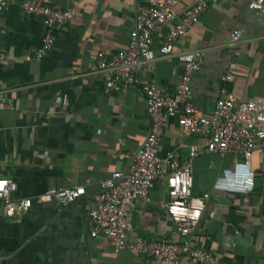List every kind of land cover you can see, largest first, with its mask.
<instances>
[{"label": "crops", "instance_id": "0c3cea01", "mask_svg": "<svg viewBox=\"0 0 264 264\" xmlns=\"http://www.w3.org/2000/svg\"><path fill=\"white\" fill-rule=\"evenodd\" d=\"M22 1L71 6L78 19L54 32L52 49L27 60L41 46L46 29L28 15ZM196 0H181L180 12ZM249 0H217L173 44L158 53L161 35L151 48L156 55L141 81L167 86L179 80L180 53L200 49L204 61L195 73L192 103L209 113L225 94L264 98V15L248 8ZM135 0H10L0 13V91L12 108L0 110V177L16 183L13 197L31 198L21 216L7 218L0 202V264H144L128 248L114 250L103 237H91L89 194L114 170L125 172L147 134L145 102L137 86L121 92L104 88L105 75L89 65L96 52L124 48L133 23ZM241 29L236 47L229 33ZM229 75L228 80L223 78ZM224 91V92H223ZM204 139L182 133L167 120L160 153L174 151L180 160L189 146ZM231 171V172H229ZM192 194L210 192L192 242L220 253L226 264H264V153L253 150L249 163L239 156L200 152L193 160ZM83 186L86 195L62 208L35 198L52 188ZM167 191L155 181L148 197L138 199L127 221L128 240L164 234L176 240L164 213ZM227 243V247H225ZM182 264H194L186 257Z\"/></svg>", "mask_w": 264, "mask_h": 264}, {"label": "built area", "instance_id": "2783aa9c", "mask_svg": "<svg viewBox=\"0 0 264 264\" xmlns=\"http://www.w3.org/2000/svg\"><path fill=\"white\" fill-rule=\"evenodd\" d=\"M180 1L135 0L126 46L114 52H96L89 65L90 72L105 75L104 88L109 92L118 93L128 86H137L144 98L148 124L146 137L133 153L126 171L114 170L89 194L92 202L87 212L91 223L89 234L105 238L114 250L130 249L145 259L144 264H182L183 257L194 264H226L220 253L194 244L191 239L212 195L210 192L192 194L193 160L200 152L214 153L220 158L233 154L248 164L254 149L260 148L264 153V98L244 100L229 93L217 100L209 113L195 107L191 84L204 61V52L200 49L177 56L182 72L172 90L141 81V72L151 69L156 60L151 48L153 37L161 35L158 53L160 57L168 55L173 44L217 0H196L178 14ZM9 5L10 0H0V13ZM21 7L26 14L40 17L46 29L41 46L27 55V60H39L46 55L53 47L54 32L78 19L71 6L54 7L22 1ZM248 8L264 15V0H249ZM241 32L236 28L229 33L230 47L237 46ZM7 57L0 48V61ZM229 78L226 75L223 79ZM12 105V100L0 91V110L12 108ZM170 118L176 119L182 133L204 139L201 146H189L183 160L174 151L160 153L161 137ZM157 180L166 188L164 213L173 223L177 239L161 234L128 240L127 218L136 200H145ZM15 191L13 180L0 177V202L7 218L21 216L32 205L31 198L13 197ZM85 195L83 186L52 188L38 195L35 201H54L60 209Z\"/></svg>", "mask_w": 264, "mask_h": 264}]
</instances>
